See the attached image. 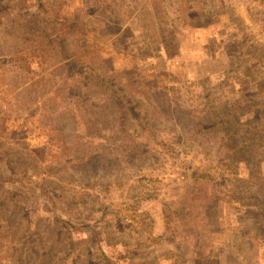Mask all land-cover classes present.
<instances>
[{"label":"rangeland","instance_id":"obj_1","mask_svg":"<svg viewBox=\"0 0 264 264\" xmlns=\"http://www.w3.org/2000/svg\"><path fill=\"white\" fill-rule=\"evenodd\" d=\"M9 1L18 0H0ZM56 2L77 23L58 32L80 51L86 34L91 53L51 58L30 28H7L5 13L0 24V264H264V0ZM34 51L47 56L30 62ZM94 67L135 104L123 109L109 82L94 85ZM54 79L90 98L62 102L59 128L79 115L67 139L28 134L21 118L17 94ZM234 102L226 127L247 119L238 141L247 149L209 155L207 128L184 131L199 122L188 107ZM213 132L207 145L239 146Z\"/></svg>","mask_w":264,"mask_h":264},{"label":"trees","instance_id":"obj_2","mask_svg":"<svg viewBox=\"0 0 264 264\" xmlns=\"http://www.w3.org/2000/svg\"><path fill=\"white\" fill-rule=\"evenodd\" d=\"M27 2L28 0H18L15 3L9 1L8 3H4V4L0 2V7H1L0 12H3L0 14V24L4 23L5 20L8 18L5 24L8 25L9 23L11 25H8L7 28L9 26L13 27V29H17L19 26L21 27L25 26L26 29L30 28V30H32V33L33 32L37 33V38L42 44V45L39 44V51H40L41 46H44V48H46L47 50V53H51L49 54L51 58H54L56 56H59L61 58L62 56L65 59L70 58V57L77 59L78 55H79V58H82L85 52L89 51L88 53H91V51L88 50L89 47L85 46V42L88 40V38H86L87 37L86 34L84 35V37L80 36L81 38L79 39V41H83V43L80 44V46L84 48L83 51H80V50H73L72 49L73 47L68 43L67 41L68 36H69L68 32L66 31L62 33L58 32L59 28L62 26L69 29L72 26H76L77 23L72 20V17L69 14L64 13L63 15H61V14L56 13V9L54 8L57 6V3H58L56 2V0H50V1L38 0L37 2L38 10L34 13H29V10L27 8H24L27 5L26 4ZM18 5H21L22 10L19 11V9H16ZM4 13H5L6 19H3ZM30 18H38L37 23L34 25H31L30 23H28V20ZM67 29H64V30H67ZM30 30H26V32L28 31L30 32ZM73 30L75 31V29ZM30 36L31 35L29 34L28 37ZM47 53L40 52L41 54L40 55L37 51H34L33 54H31L32 59L30 62L37 61L38 63H40L41 61H43V58H46ZM30 62L29 64H31ZM71 62L73 63V60ZM42 63L39 65L42 66ZM52 65L58 66L56 64H52ZM25 68L28 72L32 71V65L25 66ZM82 68L83 70H85V67H82ZM83 73H85V71ZM98 74H99L98 70L94 67L91 70V75L93 76L97 75L95 76V80H98L97 82L94 83V85L96 84L100 87L104 83L109 82L111 85H107V88H106L107 90H109V96L115 99L119 105L123 106V109H125L129 105L132 106L135 104L134 102L130 101L129 98L131 96L128 97V95H126L125 93L119 91V89H116L114 87L113 81H116V78L113 75L112 76L108 75L109 77L106 78L102 74L101 75H98ZM44 77L45 76H42L38 80L42 82ZM111 77H113V79ZM126 83L132 85L128 81ZM42 85L43 86L38 87V84L33 82L30 85L24 87L17 94V98L19 99V101L27 104V111L21 116L22 120L26 122L25 124L26 133L28 134L35 133L37 130H41L43 134L49 131H57L62 138L64 137L65 139H67V137L74 134V132L78 131V126H76L75 123L79 122V118H78L79 115L76 114L75 116L72 114V112L70 113V118L72 119V123H73L71 125L72 129L70 131H65L64 129L59 128L56 124L57 123L56 114H58L60 118L66 117L65 111L62 110L64 108L61 106L62 102L66 101L69 105H72V103L74 104L75 102L74 100H76V102L78 101L77 103L84 102L86 104H90V98L76 96L77 95L76 92L78 89L58 85L55 79L51 82L49 81L43 82ZM73 96L77 98H74ZM78 98H84V100L78 99ZM171 98L176 101L175 96ZM38 99L39 101H42V105L40 106V108L44 109L45 111V116H43L42 118L43 119L42 123L45 124L44 127H41V124L38 123V118L36 117L37 115L35 114V112L37 111V104L39 102ZM138 106H142V105H138ZM188 108H191L193 109L192 111H195L194 113H192V116L196 119V121H199V122H194L192 123L191 126H185V129H184L185 132L190 133V134L193 133V135H195L196 131L200 129L204 130V128H207L205 130V135L211 136L214 133L213 130L218 128V131L224 132L223 136L229 133H232V136L235 139L234 140L235 143L239 145V146H236V145L231 146L228 144L227 141H222L221 143H219L218 147H213L212 145H207L208 144L207 137L205 135L199 134V137L203 138V142L201 144L202 146L207 148V151H208L207 154L210 155L212 151L216 152L220 149H223L224 152L226 153L228 152L231 153L232 148L238 149L239 152L241 150L247 149L246 146H248V144H241L238 142L239 138H242L240 135V127H243L244 125L247 124L246 123L247 119L238 122L236 125H234L231 128L226 127L227 124L231 122V119H230L231 117H229L227 110H239L240 109V107L238 106L236 102L232 103L231 105H223L221 107H218V106H213V108L204 107L200 111H199L200 108L198 105H196L195 107L191 106ZM58 110L59 112L61 111L62 113H58ZM165 111L167 112L168 109H165ZM184 111H187V110H183L181 114ZM94 113H95V116L90 114V117H89L90 124L92 123L95 127L98 128V123L103 120V118H100V116H102V112L95 109ZM130 116L131 115H129L126 111H122V119L124 121H127V119ZM151 132L152 130H147L146 134H149ZM211 143L212 141H210V144ZM207 176L209 175L206 173L203 174V177H207ZM221 179H223V177H221ZM224 179H227V178L224 177ZM52 203L56 205L55 200H52Z\"/></svg>","mask_w":264,"mask_h":264}]
</instances>
